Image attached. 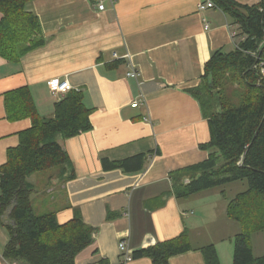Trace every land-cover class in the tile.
Instances as JSON below:
<instances>
[{"label":"crops","instance_id":"0c3cea01","mask_svg":"<svg viewBox=\"0 0 264 264\" xmlns=\"http://www.w3.org/2000/svg\"><path fill=\"white\" fill-rule=\"evenodd\" d=\"M98 1L27 4L43 43L17 58L0 55V167L19 134L31 127L27 116L8 117L5 95L28 89L39 116L49 118L62 95L51 94L47 83L67 81L82 92L91 129L57 139L70 167L32 174L27 182L35 215L53 213L58 224L78 216L95 229L75 264H115L122 260L121 241L132 256L183 231L193 250L167 264H206L199 249L207 245L214 246L220 264H233V240L241 230L227 216V206L247 186L233 182L176 198L171 177L207 158L201 149L210 139L207 117L190 91L200 85L214 51L233 49L235 28L217 7L198 11L204 0H102L103 11ZM132 70L136 78L127 76ZM136 155H145L140 171L103 168V160ZM236 184L241 188L228 194ZM3 221L0 264H26L2 257L9 240ZM126 264L154 263L142 257Z\"/></svg>","mask_w":264,"mask_h":264},{"label":"trees","instance_id":"16d2710c","mask_svg":"<svg viewBox=\"0 0 264 264\" xmlns=\"http://www.w3.org/2000/svg\"><path fill=\"white\" fill-rule=\"evenodd\" d=\"M33 0H0V55L13 59L43 43L37 17L26 10ZM235 28L232 50L214 51L204 65L200 85L190 93L207 117L210 139L201 149L207 158L171 177L176 198L245 182L246 190L227 206V216L241 231L233 240V264H264L255 257L251 238L264 233V0H212ZM228 83H235L227 94ZM8 117L27 116L31 127L19 134V144L7 151L0 167V220L9 233L2 257L26 264H75V257L93 242L95 229L78 216L58 224L53 213L35 215L30 203L33 192L27 178L55 167H70L69 157L57 139H69L91 129L90 110L81 91L70 90L54 103L52 116L37 113L26 88L5 95ZM145 155L118 161L103 160L106 170L140 171ZM72 174L70 175V177ZM189 235L158 242L133 253L167 264L176 255L192 251ZM206 264H220L213 245L199 249Z\"/></svg>","mask_w":264,"mask_h":264},{"label":"built area","instance_id":"2783aa9c","mask_svg":"<svg viewBox=\"0 0 264 264\" xmlns=\"http://www.w3.org/2000/svg\"><path fill=\"white\" fill-rule=\"evenodd\" d=\"M111 3H114L115 0H109ZM216 6L213 3L212 0H204L203 2H200L197 5V9L198 11L202 12L205 10H209V9H214ZM97 8L99 11H103L105 9L104 3L103 1H98L97 3ZM234 36V34H233ZM115 56V55H114ZM261 66V72L262 74H264V67H263V63L260 64ZM127 76L131 77V78H136L138 76L137 72L135 70L130 71ZM49 91L51 92V94L54 95H63L65 93H67L68 91L72 90L71 86L69 85V83L67 81H60L58 79H54L51 80L47 83ZM138 101H134L131 104L132 108H136L138 105ZM118 249L119 252L121 254V258L122 260L118 263L115 264H126L128 261L131 260L132 256L130 254V252L128 251L127 245L125 242L121 241L118 244Z\"/></svg>","mask_w":264,"mask_h":264},{"label":"rangeland","instance_id":"374dc122","mask_svg":"<svg viewBox=\"0 0 264 264\" xmlns=\"http://www.w3.org/2000/svg\"><path fill=\"white\" fill-rule=\"evenodd\" d=\"M258 0H243L242 3L243 4H248V5H252L253 3H256ZM235 41H237V39H235ZM227 87V94L228 95H232L234 90H235V87H236V84L235 83H228L226 85ZM40 173V172H39ZM48 180H44L43 183H47ZM243 185H246L245 182ZM239 188H241L240 184H236V186H230V188H228L227 192L228 194H232V192H235V190H238ZM230 196V195H229ZM236 225V228L241 230L240 226L235 223ZM262 237H264V234L263 233H257L255 234L254 236H252V240H251V243H252V247H253V251H254V256L257 257V256H261V252L263 251V244H262Z\"/></svg>","mask_w":264,"mask_h":264}]
</instances>
